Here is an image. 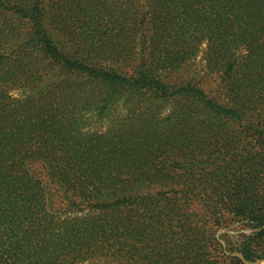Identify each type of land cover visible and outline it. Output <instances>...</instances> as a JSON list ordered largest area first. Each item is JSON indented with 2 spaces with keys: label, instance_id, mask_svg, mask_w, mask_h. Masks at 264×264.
Listing matches in <instances>:
<instances>
[{
  "label": "trees",
  "instance_id": "1",
  "mask_svg": "<svg viewBox=\"0 0 264 264\" xmlns=\"http://www.w3.org/2000/svg\"><path fill=\"white\" fill-rule=\"evenodd\" d=\"M263 137L264 0H0V264H244Z\"/></svg>",
  "mask_w": 264,
  "mask_h": 264
},
{
  "label": "rangeland",
  "instance_id": "2",
  "mask_svg": "<svg viewBox=\"0 0 264 264\" xmlns=\"http://www.w3.org/2000/svg\"><path fill=\"white\" fill-rule=\"evenodd\" d=\"M204 49L201 53L194 59L190 61L176 76L181 78H185L186 81H193L203 87L211 96L217 95L220 92V77L217 74H212L207 69V64L204 59ZM167 112L169 110L167 109ZM109 122L107 120L98 121L94 123L93 126L89 128V130H97V131H104L108 128ZM264 147V137L259 140ZM198 210L200 208L196 206ZM211 225H208L211 228ZM212 234L215 239H218L220 243L225 248L228 254L233 256H238L244 264H264V258H256L254 262H249L241 253L236 251L235 246L240 245L245 240L252 241L249 244L258 252L257 254L263 256L264 252V241H259L253 239L251 236L254 232L246 221H238L232 216L227 217V222L221 226H217L216 228L213 227ZM252 238V239H251ZM230 248H233L231 251ZM243 257V258H242ZM213 264H232V260L227 259L226 261H222L215 257Z\"/></svg>",
  "mask_w": 264,
  "mask_h": 264
},
{
  "label": "water",
  "instance_id": "3",
  "mask_svg": "<svg viewBox=\"0 0 264 264\" xmlns=\"http://www.w3.org/2000/svg\"><path fill=\"white\" fill-rule=\"evenodd\" d=\"M243 258V257H242Z\"/></svg>",
  "mask_w": 264,
  "mask_h": 264
}]
</instances>
